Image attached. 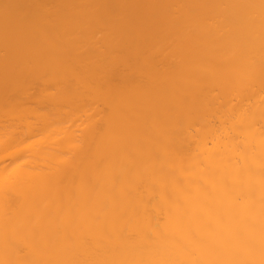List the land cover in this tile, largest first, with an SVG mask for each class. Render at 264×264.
Masks as SVG:
<instances>
[{
  "label": "bare ground",
  "instance_id": "1",
  "mask_svg": "<svg viewBox=\"0 0 264 264\" xmlns=\"http://www.w3.org/2000/svg\"><path fill=\"white\" fill-rule=\"evenodd\" d=\"M0 264H264V0H0Z\"/></svg>",
  "mask_w": 264,
  "mask_h": 264
}]
</instances>
